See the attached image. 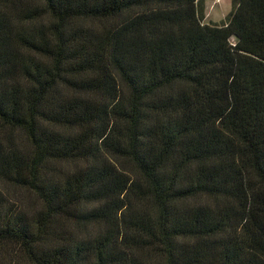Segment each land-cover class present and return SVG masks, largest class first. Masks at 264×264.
<instances>
[{"label": "trees", "instance_id": "obj_1", "mask_svg": "<svg viewBox=\"0 0 264 264\" xmlns=\"http://www.w3.org/2000/svg\"><path fill=\"white\" fill-rule=\"evenodd\" d=\"M234 3L0 0L9 264H264V0Z\"/></svg>", "mask_w": 264, "mask_h": 264}, {"label": "rangeland", "instance_id": "obj_2", "mask_svg": "<svg viewBox=\"0 0 264 264\" xmlns=\"http://www.w3.org/2000/svg\"><path fill=\"white\" fill-rule=\"evenodd\" d=\"M200 8L204 12L205 23L210 25H221L225 23L230 14L235 9L234 0H200ZM232 43H236L235 37L231 39ZM60 171H69L74 165H56ZM6 195L10 200L19 203L22 207H26L31 213L40 209V204L34 195L29 192L19 190L14 187H5ZM14 250L12 246L0 247V264H9L13 259Z\"/></svg>", "mask_w": 264, "mask_h": 264}]
</instances>
